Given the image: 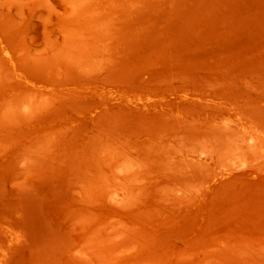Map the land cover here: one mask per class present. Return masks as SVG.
Returning <instances> with one entry per match:
<instances>
[{
    "label": "rangeland",
    "instance_id": "1",
    "mask_svg": "<svg viewBox=\"0 0 264 264\" xmlns=\"http://www.w3.org/2000/svg\"><path fill=\"white\" fill-rule=\"evenodd\" d=\"M0 264H264V0H0Z\"/></svg>",
    "mask_w": 264,
    "mask_h": 264
}]
</instances>
